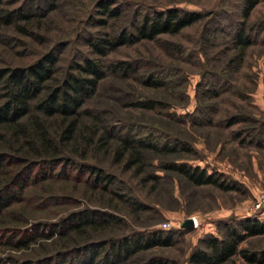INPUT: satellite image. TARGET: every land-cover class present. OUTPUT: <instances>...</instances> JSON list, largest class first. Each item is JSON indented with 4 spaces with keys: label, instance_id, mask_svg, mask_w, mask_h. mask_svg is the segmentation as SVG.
I'll return each mask as SVG.
<instances>
[{
    "label": "rangeland",
    "instance_id": "obj_1",
    "mask_svg": "<svg viewBox=\"0 0 264 264\" xmlns=\"http://www.w3.org/2000/svg\"><path fill=\"white\" fill-rule=\"evenodd\" d=\"M3 1L8 10L35 14L39 23L29 28L27 34L15 31L12 26H0V67L30 64L63 42L65 46L57 57L60 72L89 54L83 42L85 34L129 29L133 19L140 20L142 15L165 8L207 14L175 35L161 34L154 41L142 40L109 52L105 62H136L138 71L127 78L107 75L95 96L84 105L94 112H105L104 120L114 126V134H124V126H130L129 135H149L157 143L177 139L191 148L188 152L166 156L146 152L141 171L125 168L122 162L113 160L110 148L108 153L88 150L85 162L116 176L110 189L132 197L145 208L135 211L116 200L109 202L108 193L91 192L85 189L82 178L76 179L74 172L70 173L67 168L61 174L57 168L55 172L60 175L28 185L20 201L3 211V215L7 210L17 215L18 223L6 219L8 227L23 232L31 231L38 224L36 228L43 232V224L57 223L83 208L96 209L114 214L117 221L107 230L92 233L94 241L107 242L157 230L172 235V245L140 252L123 264H145L151 257L161 258L165 264H186L190 251L205 236L221 237L224 224L252 217L249 205L260 188L258 183H264L253 170L252 162L255 156L264 163V132L260 134V146L255 142L240 143L233 133L252 127L255 130L252 119L264 120V0H258L250 11L249 45L243 49H226L231 46L243 0H112L121 15L117 20H110L106 28L91 24L96 17L94 6L98 0H53L55 9L43 16L50 0ZM228 59L232 68L224 69ZM152 70L158 72V78L165 77L175 83L173 90L144 87L142 76ZM211 88L214 93L210 95L207 90ZM143 98L159 100L164 106L148 111L129 105ZM234 115L245 120L227 126V119ZM167 161L199 166L208 173L218 172L235 189L192 186L165 171L162 166ZM68 173L70 177L64 179ZM188 218H194L196 226L182 227ZM25 220L26 223H21ZM21 236L1 229L0 225V264H33L37 259L50 258L52 250L57 248L50 241L55 236L36 238L28 247L14 248L12 244ZM41 243L45 251L40 250ZM241 246L263 248L264 237L249 238ZM228 264L246 263L234 256Z\"/></svg>",
    "mask_w": 264,
    "mask_h": 264
},
{
    "label": "trees",
    "instance_id": "obj_2",
    "mask_svg": "<svg viewBox=\"0 0 264 264\" xmlns=\"http://www.w3.org/2000/svg\"><path fill=\"white\" fill-rule=\"evenodd\" d=\"M257 1H242L231 46H226V49H243L249 45L247 20ZM3 2L0 0V26H12L15 31L27 34L29 28L38 25L35 14L21 13L16 9L8 10L4 8ZM94 7L96 17L91 24L96 27L106 28L110 20H117L121 15V10L112 0H98ZM53 9L55 6L53 0H50L41 16ZM206 16L207 14L198 11L165 8L142 15L140 20L133 19L129 29L123 27L112 33L85 34L83 42L89 54L79 62H72L62 72L57 67V57L65 46L63 42L40 54L30 64L0 67L1 229L22 235L12 244L14 248L28 247L36 238L47 239L51 236H55L50 241L54 243V247L57 246L52 250L50 258L37 259L33 264H123L140 252L173 244L172 235L159 230L107 242L94 241L92 233L107 230L117 221L114 214L96 209L83 208L70 213L57 223L43 224V232L36 228L38 224L31 231L23 232L8 227L6 219L18 223L15 219L17 215L12 210H7L3 215V211L12 203L20 201L28 185L54 179L67 168L70 173H75L76 179H83L85 189L108 193L109 202L116 200L135 211L144 209L145 206L132 197L117 194L110 189L116 176L100 166L85 162L88 150L108 153L110 148L113 160L122 162L125 168L134 167L136 171H141L142 158L146 152L166 156L179 151L188 152L191 148L177 139L157 143L149 135H129L130 126H124V134H114V126H109L110 122L104 120L105 112H94L84 105L95 96L100 82L107 75L127 78L138 71L136 62H105L109 52L142 40L154 41L161 34L175 35ZM230 64V59L226 60L224 65L228 67L223 68H232ZM158 77L157 71L146 72L142 76L141 84L148 88L173 90L175 83L165 77ZM224 83L228 85L227 82ZM207 91L210 95L214 93L212 88ZM129 105L151 111L162 108L164 103L143 98L130 102ZM244 120L239 115L230 116L226 125ZM251 123L256 125L255 130L253 127L238 130L233 133V137L238 138L240 143L245 142L248 145L255 142L260 146L264 120L252 119ZM162 167L192 186L209 185L223 191L235 189V185L223 180L220 173H208L199 166L167 161ZM57 168L60 173L55 172ZM34 170L36 172L31 177ZM70 173L63 178H69ZM21 223H26V220ZM263 234L264 223L258 221L256 216L241 218L232 224L226 223L221 237L207 235L200 240L199 246L187 256L186 264H228L234 256L246 264H264V247L241 246L247 239ZM45 249L41 243L40 250ZM145 264H165V261L151 257Z\"/></svg>",
    "mask_w": 264,
    "mask_h": 264
},
{
    "label": "crops",
    "instance_id": "obj_3",
    "mask_svg": "<svg viewBox=\"0 0 264 264\" xmlns=\"http://www.w3.org/2000/svg\"><path fill=\"white\" fill-rule=\"evenodd\" d=\"M252 167H253V170L256 172V173H259V177H262L264 179V163L261 162L260 159H257L255 156L253 158V162H252ZM260 182H261V178H260ZM258 186L260 187L257 192L261 191V190H264V183H258ZM256 192V193H257ZM255 193V195H256ZM254 195V196H255ZM256 218L258 219V221L264 223V209L261 210L257 215H256ZM264 237V234L263 235H259V236H254V238H263Z\"/></svg>",
    "mask_w": 264,
    "mask_h": 264
},
{
    "label": "built area",
    "instance_id": "obj_4",
    "mask_svg": "<svg viewBox=\"0 0 264 264\" xmlns=\"http://www.w3.org/2000/svg\"><path fill=\"white\" fill-rule=\"evenodd\" d=\"M264 209V190H261L256 193V195L253 197V200L251 201L249 205V214L253 216H256L261 210ZM192 221V226H196V221L194 218H190Z\"/></svg>",
    "mask_w": 264,
    "mask_h": 264
},
{
    "label": "water",
    "instance_id": "obj_5",
    "mask_svg": "<svg viewBox=\"0 0 264 264\" xmlns=\"http://www.w3.org/2000/svg\"><path fill=\"white\" fill-rule=\"evenodd\" d=\"M182 227H191L192 226V221L190 218L184 220L181 224Z\"/></svg>",
    "mask_w": 264,
    "mask_h": 264
}]
</instances>
